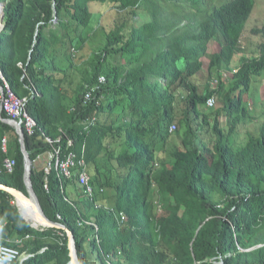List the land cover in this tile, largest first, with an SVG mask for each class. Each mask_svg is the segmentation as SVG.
I'll return each mask as SVG.
<instances>
[{"label":"trees","instance_id":"trees-1","mask_svg":"<svg viewBox=\"0 0 264 264\" xmlns=\"http://www.w3.org/2000/svg\"><path fill=\"white\" fill-rule=\"evenodd\" d=\"M0 2L6 4L0 71L17 97L28 98L38 125L34 136L25 135L31 160L51 149L45 136L61 137L57 145L71 151L61 130L74 139V152L85 151L93 200L75 177L53 170L49 190L44 168L34 166L31 177L47 217L73 232L80 264H264V124L239 151L230 140L264 71V26L251 30L260 37L255 48L247 53L242 45L255 0H55V10L54 0ZM93 3L108 12H95ZM105 16L113 27L70 93L66 75L74 56L103 29ZM116 55L131 59L111 64ZM206 64L211 74L219 71L218 88L200 93L193 79ZM226 68L239 71L226 80ZM100 76L106 83L86 106V86ZM31 83L41 96L31 94ZM213 95L223 104L211 118L206 110L213 111L207 107ZM8 118L0 116V184L28 194L19 136L2 120ZM199 120L216 137L204 149L190 137ZM103 153L115 166L112 173L99 166ZM7 158L16 160L13 173L4 167ZM14 202L0 190V220L7 222L1 239L14 246L24 240L17 247L31 256L22 264H68L66 231L33 228Z\"/></svg>","mask_w":264,"mask_h":264},{"label":"rangeland","instance_id":"rangeland-1","mask_svg":"<svg viewBox=\"0 0 264 264\" xmlns=\"http://www.w3.org/2000/svg\"><path fill=\"white\" fill-rule=\"evenodd\" d=\"M2 4H5L1 2ZM2 24L0 23V26ZM264 26V0H255V8L254 11L249 19V21L246 24V30L242 38V45L246 48V52L248 53L249 49L255 48L257 43L260 42L259 36H253L251 33V30L254 28H261ZM105 27L104 29H100L96 36L91 39L89 44L87 45L86 49L82 52H78L74 56V62L75 66L70 67V70L72 72H69V74L66 75L67 82H70L71 87L70 93L73 91L74 87L81 82L82 78L86 73L91 69V62L92 59L95 56V53L100 51V49L104 46L105 43V33L108 32L110 28L113 27V25L109 22H106V24L103 25ZM250 30V31H249ZM213 51V49L211 48ZM252 58L251 56H247ZM131 59L130 56H121L116 55L114 58L110 59L111 64H126L128 60ZM238 61L231 65H237ZM69 66V63H68ZM205 70L201 73H199L193 81L197 84L199 88L200 93H204L207 90V87L210 86L214 88V78H217L219 75V71L214 72L211 74L208 69V65H205ZM224 71H228V68L224 69ZM258 83L253 85L252 89V96L253 98H249V96L245 97V101L248 104L249 112L247 113V116H245L242 120V123L238 127L237 132L234 134V136H231L230 140L233 143V147L236 151H239L245 143L248 141L250 135H259V130L261 126L264 124V71L262 72L261 76L258 78ZM218 86V85H217ZM215 86V87H217ZM218 88V87H217ZM69 93V94H70ZM216 107L212 108V110H206L207 114L213 118L215 116V112L221 108L223 101L221 100L219 95H216ZM200 121L193 122V131L190 134V137L195 141L196 147L204 149L205 146L212 145V142L215 140V135L213 131L204 132L203 125H200ZM222 125L226 132L228 131L230 127V122L227 121L225 117L221 119ZM174 137H178L180 141L184 138V135H177L175 134ZM176 139L174 138L173 141ZM173 145V144H172ZM176 145V144H175ZM170 147V145H169ZM177 147H182L181 143L177 145ZM160 152V147L158 148V153ZM169 153L167 154V158ZM45 160V163L48 161V157L46 155L40 156L35 162L34 166L38 169L44 168L45 164H42V162ZM99 166L103 168V172H109L113 171L115 166L113 165L112 161L109 158L108 153H103L100 157ZM112 173V172H111ZM111 192V191H110ZM113 192V191H112ZM111 192V194H112ZM112 201H114V197L111 198ZM19 209L22 208L21 206H18ZM21 212V210H20ZM25 258V257H23ZM22 258V259H23Z\"/></svg>","mask_w":264,"mask_h":264},{"label":"built area","instance_id":"built-area-1","mask_svg":"<svg viewBox=\"0 0 264 264\" xmlns=\"http://www.w3.org/2000/svg\"><path fill=\"white\" fill-rule=\"evenodd\" d=\"M230 76L228 72H223L222 77L224 79H227ZM0 78L2 80V84H0V108L2 113L5 112L8 115V119L17 121L19 124V127L23 129L24 136L28 134L29 136H34L36 133V130L38 128L37 122L35 119L29 114L27 110V103L28 98H19L16 96V94L13 92V90L10 88L9 84L4 79L1 71H0ZM25 78V75L24 77ZM219 80L216 79L214 81V85L217 86ZM106 83V77L100 76L99 81L94 86H86V91L84 95V104L86 106L90 105L97 97L98 90L101 89V86ZM214 86V89L216 88ZM28 90L31 92L34 96H41V92L33 85L32 83L27 86ZM96 93V94H95ZM99 100H97V104H99ZM216 95H213L207 100V107L208 108H214L216 106ZM96 122V118H93L91 121H89L88 125H92ZM15 132L18 134V130L16 126H13ZM88 129V126L85 128ZM177 130L176 125H172L170 128V132L174 133ZM62 132V136L66 138L68 148L72 149L68 153L64 154L63 149L60 145H57V143L60 142L61 137L54 141L50 137L45 136L43 133V136H45V140L48 144L51 145V149L46 152V156L48 157L47 163L44 165L45 170V187L47 190H49V176L51 175L52 171L55 170L57 172V175L60 178H66V179H73L74 177L77 179V183L81 188L84 189L85 194L87 197H89L91 200H93L95 196V189L91 184V176L89 173V165L86 160L85 151H82L81 154H78L73 151V147L75 145V141L72 138H69L65 132ZM19 136V134H18ZM7 139L4 138L2 142V152L7 153ZM4 167L9 173H13L16 167V160L12 158H7L4 162ZM102 192V191H101ZM97 208H102V204L99 202L97 203ZM105 209L114 211L112 207L105 206ZM58 217L61 219L62 217L58 215ZM124 217L121 216L120 222L123 223ZM7 229V222L4 220H0V264H15L16 262L22 261V258L29 257L31 255H27L26 253H23L17 246H22L24 244V240H17L16 245L14 246V243H12V239L5 238L3 242L1 239L2 234ZM27 239L29 236L26 237Z\"/></svg>","mask_w":264,"mask_h":264},{"label":"water","instance_id":"water-1","mask_svg":"<svg viewBox=\"0 0 264 264\" xmlns=\"http://www.w3.org/2000/svg\"><path fill=\"white\" fill-rule=\"evenodd\" d=\"M0 6L2 7V21H1L2 26L0 28V31H3L4 29H6V23H5V7H6V4H2L0 2ZM54 10H55V0H54ZM54 17H55V20H57V13H56V11H55V16ZM0 116L2 117L1 108H0ZM2 120L5 123H7V124H9L11 126L13 125V126H16L17 127L18 134H19V139H20V143H21V147H22V152H23V155H24V162H25V178H24V180H25V185H26L27 193L28 194H25L24 192H22L20 190H17L15 188H11V187H8V186H5V185H1V184H0V190L6 191L9 194H11L15 198V202L14 203L16 204L17 207H18V197H19L20 194L26 195L28 197L33 198L35 200L36 205H37L38 211H40L39 212V215H40L41 220H42L41 226L36 227V226L31 225L24 218V216L22 215V213L20 212V209L18 207V210H19V213L21 214V216L33 228H41V229H45V228H55V229L65 230L66 233H67V235H68V238H69V247H70V251H71L70 252L71 261L68 264H71V263L80 264L73 232L70 229H68L65 225H63L61 223L53 222L52 220H50L47 217V215L45 214V212L43 210V207H42V205L40 203V200H39V198H38V196H37V194H36V192L34 190L33 183H32V179H31V177H32V171H33V167H34V162L31 160L30 154H29V152L26 149V146H25V136H24L23 129L19 127V124H18L17 121L10 120V119H2ZM27 258H23L22 261H21V264ZM220 264H223V262H220Z\"/></svg>","mask_w":264,"mask_h":264},{"label":"bare ground","instance_id":"bare-ground-1","mask_svg":"<svg viewBox=\"0 0 264 264\" xmlns=\"http://www.w3.org/2000/svg\"><path fill=\"white\" fill-rule=\"evenodd\" d=\"M18 206L22 207V208H20L21 213L24 216V218L31 225L36 226V227L41 226L42 220H41V217L39 215L40 211H38L37 205H36L35 200L33 198L20 194L18 197ZM71 264H74V263H71Z\"/></svg>","mask_w":264,"mask_h":264},{"label":"crops","instance_id":"crops-1","mask_svg":"<svg viewBox=\"0 0 264 264\" xmlns=\"http://www.w3.org/2000/svg\"><path fill=\"white\" fill-rule=\"evenodd\" d=\"M93 10H94L95 12L99 13V14H106V13L108 12V6H106V7L104 8V6L101 5V4H97V3L95 4V3H93ZM106 22H109V23L112 24V22L110 21V18L107 17V16H105V17H104V20H103V23L106 24ZM102 28L104 29L105 27H103V25H102ZM44 155H45V154H44ZM42 164H45V160L42 162ZM72 194H73V193H72Z\"/></svg>","mask_w":264,"mask_h":264},{"label":"clouds","instance_id":"clouds-1","mask_svg":"<svg viewBox=\"0 0 264 264\" xmlns=\"http://www.w3.org/2000/svg\"><path fill=\"white\" fill-rule=\"evenodd\" d=\"M54 20H55V19H54ZM55 21H56V20H55ZM1 26H2V25H1ZM1 26H0V28H1ZM0 32H1V31H0ZM238 71H239V68H238V69H234L233 71H230V70H229V71H222L221 74H222L223 72H228V73L230 74V76H229L228 78H230L234 73H237ZM228 78H227V79H228ZM227 79H226V80H227ZM213 89H214V88H213ZM215 107H216V106H215ZM215 107H214V108H215ZM29 257H30V256H29ZM29 257H28V258H29ZM25 260H26V259H25ZM22 263H23V262H22ZM20 264H21V263H20Z\"/></svg>","mask_w":264,"mask_h":264}]
</instances>
